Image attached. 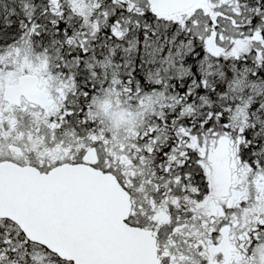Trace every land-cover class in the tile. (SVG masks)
Instances as JSON below:
<instances>
[{
	"label": "snow or ice",
	"instance_id": "obj_1",
	"mask_svg": "<svg viewBox=\"0 0 264 264\" xmlns=\"http://www.w3.org/2000/svg\"><path fill=\"white\" fill-rule=\"evenodd\" d=\"M0 264H264V0H0Z\"/></svg>",
	"mask_w": 264,
	"mask_h": 264
}]
</instances>
